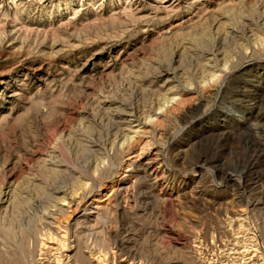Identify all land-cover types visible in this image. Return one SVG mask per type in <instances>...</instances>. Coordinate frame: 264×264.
Listing matches in <instances>:
<instances>
[{
	"label": "rangeland",
	"instance_id": "rangeland-1",
	"mask_svg": "<svg viewBox=\"0 0 264 264\" xmlns=\"http://www.w3.org/2000/svg\"><path fill=\"white\" fill-rule=\"evenodd\" d=\"M45 221L65 264H264V0H0V264Z\"/></svg>",
	"mask_w": 264,
	"mask_h": 264
},
{
	"label": "bare ground",
	"instance_id": "bare-ground-1",
	"mask_svg": "<svg viewBox=\"0 0 264 264\" xmlns=\"http://www.w3.org/2000/svg\"><path fill=\"white\" fill-rule=\"evenodd\" d=\"M43 218L40 219L41 222ZM35 234L34 237L28 240L25 248L26 253L29 254V264H65V261H70V259H75L78 255H81L77 252L79 247L73 245L74 241L68 225L61 222L48 223L45 221L40 225H36ZM74 250L76 253L75 256H72ZM36 257H39V259H36ZM90 259L95 264H102V259L98 255Z\"/></svg>",
	"mask_w": 264,
	"mask_h": 264
}]
</instances>
